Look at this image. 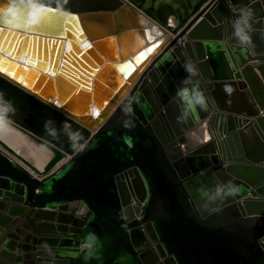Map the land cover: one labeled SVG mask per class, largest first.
I'll use <instances>...</instances> for the list:
<instances>
[{"label":"water","instance_id":"water-1","mask_svg":"<svg viewBox=\"0 0 264 264\" xmlns=\"http://www.w3.org/2000/svg\"><path fill=\"white\" fill-rule=\"evenodd\" d=\"M40 3L66 13V25L55 17L12 29L0 17V63L45 79L37 89L0 71L15 109L0 124V264H264V0ZM242 8L253 11L250 46L233 36ZM127 11L146 19L132 46L138 26L122 22ZM100 17L113 18L110 27L96 26ZM102 42L117 60L99 54ZM154 45L131 84L147 63L136 58ZM77 59L94 73L69 63ZM128 62L123 84L97 94L102 71ZM60 80L84 93L78 108L57 91ZM193 88L206 107L178 94ZM229 185L233 194L215 195Z\"/></svg>","mask_w":264,"mask_h":264},{"label":"clouds","instance_id":"clouds-1","mask_svg":"<svg viewBox=\"0 0 264 264\" xmlns=\"http://www.w3.org/2000/svg\"><path fill=\"white\" fill-rule=\"evenodd\" d=\"M23 5H27L30 9L28 13V19L22 20L21 12L23 11ZM45 14L44 5L40 3V0H10L8 6L4 9H0V17L3 18V22L5 25L12 29H25L30 30L34 26L38 25L41 22L42 17ZM253 19V11L252 9H240L239 15L235 19L232 24L234 29L233 36L236 38L238 43L241 46H250L252 44L251 39V31H252V21ZM185 70L190 74V76L197 75V69L192 62H188L185 64ZM184 83H189V80H185ZM184 101L187 102L189 107L200 105L201 107H206V100L201 91L197 88H193L191 90V94H189L188 89L181 90L178 93ZM15 109L12 107L11 103L4 100L3 94L0 93V124L7 123V116L9 113H13ZM130 111V109L128 110ZM52 122H46V129L50 135L55 137L57 132L54 128L48 127ZM72 140L75 141L79 139V134H73ZM75 147V145H73ZM83 148V145L80 146ZM225 188H227V192H225ZM236 191V189L232 186H218L216 188L215 195L220 196L231 195Z\"/></svg>","mask_w":264,"mask_h":264},{"label":"rangeland","instance_id":"rangeland-1","mask_svg":"<svg viewBox=\"0 0 264 264\" xmlns=\"http://www.w3.org/2000/svg\"><path fill=\"white\" fill-rule=\"evenodd\" d=\"M97 51L99 52V54L104 57L105 59L110 58L111 56V52L109 49V45L105 42L102 43H98L97 45ZM83 60L85 61V63H87V66H90L91 69L95 70L97 69V66H94L92 62L88 61V59L83 58ZM69 62V61H68ZM72 66H74L75 68H77L78 70L81 71L80 68L88 71L89 73H94L90 68H88L83 62H81L80 60L77 59V62L73 61V62H69ZM3 67H7V63H3ZM9 71H14V66H10ZM84 73L86 76H88L85 72ZM22 76H26V82L29 84V86H31L36 80L37 82V89L42 86L45 82V79L42 77H39L37 79V73L35 72H29L28 74H26L25 71L23 70H18L16 72V77H22ZM90 77V76H88ZM138 77V74L133 78V80L130 82L131 84L133 83V81ZM99 82L95 84V88H96V93L101 95L100 93H104L105 90L101 88V86L103 84H106L109 87H112L114 85H116L115 87H117L119 85V81H118V77L115 75V71L114 69H112L111 67H106L104 71H102V73L99 75L98 77ZM49 86V92H53V87L51 85V83H48ZM57 87V91L59 92V94L62 96L63 100H66L67 98H69L72 93L76 90L74 87H72L69 83H67L65 80H60L59 84L56 86ZM116 89V88H114ZM128 90V87L126 88L125 92ZM55 94V93H54ZM84 93L81 92L78 95H72L70 97V103L75 107L78 108V106H80V103L82 102V100L84 99ZM123 94V93H122ZM55 96V95H54ZM53 96V98H54ZM52 97V96H51ZM120 99H122V97L120 96L114 103H118L120 101ZM111 110H109L107 112H110ZM106 115V116H107ZM105 116V117H106ZM105 119V118H103Z\"/></svg>","mask_w":264,"mask_h":264},{"label":"crops","instance_id":"crops-1","mask_svg":"<svg viewBox=\"0 0 264 264\" xmlns=\"http://www.w3.org/2000/svg\"><path fill=\"white\" fill-rule=\"evenodd\" d=\"M229 10L231 8H228ZM122 22L125 25H129V26H138L137 29H132L134 31V35L131 36L130 38H128V45L132 46L134 44H138L139 42H142L143 40V34H142V29H140V26H145L146 25V19L145 17L138 13V12H133V11H127V12H123L122 13ZM202 19V17H200L198 19V21H196V23L193 25L195 26L197 24V22H199ZM148 20V19H147ZM113 22V18L111 20L107 19V18H95L94 19V23L95 25L99 26L100 29H102L103 25L106 24L110 27V24ZM226 31V30H225ZM227 38V37H226ZM185 40V39H184ZM214 43V42H212ZM218 44H222L225 45L227 44V39L222 40V42L218 43Z\"/></svg>","mask_w":264,"mask_h":264},{"label":"snow or ice","instance_id":"snow-or-ice-1","mask_svg":"<svg viewBox=\"0 0 264 264\" xmlns=\"http://www.w3.org/2000/svg\"><path fill=\"white\" fill-rule=\"evenodd\" d=\"M44 10H45V14L44 16L42 17L41 19V23H44L45 21H51V20H54L53 18L55 17H59L60 20H59V26L61 28H63L65 25H66V16L67 14L66 13H63L59 8H51V7H46L44 6ZM30 11V9H29ZM73 20H75L76 18L75 17H72ZM4 39V37L0 36V41H2ZM148 39L150 40H154L155 38L152 37L150 34H148ZM156 47H158V45H154L152 48H149L147 50V52H141L140 55L136 58V62L139 63V62H142L144 59L147 58V56L149 54H151L153 51H155ZM0 50H3V45L2 43H0ZM127 67L129 69H132V63L129 62ZM0 71H7L8 72V75L10 76H13L14 78H19V77H16V74L12 71H8V69H6L5 67H3V64L0 63ZM130 74L129 71H126L125 72V76ZM21 82H23V80H21ZM96 114L98 115L99 112L96 111Z\"/></svg>","mask_w":264,"mask_h":264},{"label":"bare ground","instance_id":"bare-ground-1","mask_svg":"<svg viewBox=\"0 0 264 264\" xmlns=\"http://www.w3.org/2000/svg\"><path fill=\"white\" fill-rule=\"evenodd\" d=\"M108 44H111L110 41H108ZM109 46H110V45H109ZM109 48H110V47H109ZM111 56L113 57L114 60H117V58H116V52H115V53L113 52V54H111ZM154 56H155V51H153L150 55H148L147 58L144 59L142 62H139V63L136 62L138 65H140L141 63H144L145 61H147V63L144 65V67L138 72V75H140L141 72L144 71V69L148 66V64L151 62V60L154 58ZM128 63H129V62H128ZM128 63H125L124 65H121L119 71H117V70L115 69L116 74L118 75V81H119V85L117 86V89H118V87H120V86L123 84V82H124V81H123L124 78L128 77V76L132 73L133 67H132V69H129V68L127 67ZM13 66L15 67L14 64H13ZM126 71H129L130 74H128V75L125 76V72H126ZM121 73H123V74H122L123 77L120 76ZM87 86H88V85H87ZM115 92H116V90H115ZM115 92L112 93V95H114ZM125 93H126V92H123V94L121 95V97H122ZM112 95H111V96H112ZM109 99H110V98H109ZM105 101H107V100H105ZM106 103H107V102L103 103L102 106L104 107V106L106 105ZM96 111L99 112L98 115L96 114ZM88 114H91V115L95 118V120H96V124H100V123H101V121L98 120V117H99V115H100V111H99V110H97V109H93L92 111H89Z\"/></svg>","mask_w":264,"mask_h":264}]
</instances>
